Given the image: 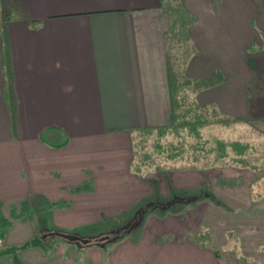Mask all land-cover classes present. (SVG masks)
Instances as JSON below:
<instances>
[{"label":"crops","instance_id":"crops-1","mask_svg":"<svg viewBox=\"0 0 264 264\" xmlns=\"http://www.w3.org/2000/svg\"><path fill=\"white\" fill-rule=\"evenodd\" d=\"M12 1L25 16L13 11L6 19L0 0V217L11 221L1 246L34 237L37 213L22 221L10 212L40 197L60 203L48 229L87 242L45 233L42 248L18 252L22 264H264V191L256 190L264 173L216 166L122 178L115 158L122 138L131 153L134 133L169 123L174 4L196 18L184 76L209 79L215 70L224 76L193 95L196 104L242 123L264 122L248 116L246 92L255 77L246 51L264 40L261 0ZM56 137L64 145L53 146ZM125 163L126 170L132 155ZM154 181L166 202L182 191L177 202L143 211L128 229L117 223L119 229L80 235L78 229L130 219L153 196ZM84 183L90 190L72 192ZM190 188L199 193L185 195ZM226 235L237 243L228 247Z\"/></svg>","mask_w":264,"mask_h":264},{"label":"rangeland","instance_id":"rangeland-1","mask_svg":"<svg viewBox=\"0 0 264 264\" xmlns=\"http://www.w3.org/2000/svg\"><path fill=\"white\" fill-rule=\"evenodd\" d=\"M216 1L217 0H212L213 4H216ZM172 7L173 9L170 6L168 7L172 20V28L169 36V46H171L172 49L171 53L168 55L169 66L175 72L185 74V67L191 56H193V53H190L191 45L189 43L191 42L188 39V29L191 25L196 24V18L194 15H190L184 11L182 6H179L178 9L177 5L174 4ZM263 54L264 48L260 49L256 47V55L262 56ZM216 74L223 80L224 76L221 72L215 70L212 72L209 79H188L190 82L187 85L184 87L179 86L182 90L177 92V95L180 97L184 96L185 103L182 108L175 110V114L178 118L173 124H177V127L174 128L169 126L164 129H146L134 133L131 138L133 149L131 153L128 149L126 139L122 138L120 140L119 147H115V158L120 159L119 176L123 178L127 174V176L139 175L141 177L160 179L164 174H168L172 170L185 168L197 171L216 166L248 168L259 171V176L263 175L264 137L254 129L260 128V131H264V122H257V119H248L246 123H242L245 122L242 118L226 116L215 108H202L195 102L193 95L217 85L212 83L217 80ZM199 83H208L212 85L204 87ZM177 88L178 85H176V89ZM263 101L264 100L260 99L258 102L262 103ZM250 114L249 111L248 116L251 117ZM180 122H184V124L180 126ZM190 128L194 130L191 133L189 131ZM217 140L225 142L226 144L232 141L248 143L249 148L245 151L244 156H240L243 161H237L236 159L238 156L235 155L229 147H226L222 157L215 160V155L217 154ZM131 155L132 163H130L128 165L129 167L125 170V161L128 158L130 159ZM242 164H244L243 167ZM262 180L264 182V179ZM152 184L155 188L153 196L140 203L130 219L127 214L126 216L124 215L125 217L122 216V219L117 218L114 221H106L100 226L97 225V227L78 229L80 235L84 236L91 231L109 232L106 230H110L111 227H113L112 229H119L116 228L117 223L121 224L119 227L122 226V228L126 229L134 226V224L140 220V209L145 204L152 202L166 203V198H162L158 194L156 182L154 181ZM256 190H259L258 192L260 193L264 191V183L256 186ZM184 192L185 195H193L198 194L199 190L190 188ZM181 193L182 191L180 190H174V193H172L170 197L172 199ZM32 212L36 213L35 210ZM7 230L8 228L4 231L0 228V232H4V235ZM89 238L91 239V243H93L99 238V235ZM225 239L229 247L237 243L238 237L235 235H226ZM1 244L0 242V251L4 249ZM52 251L50 250V253H56V250ZM230 254L233 253L230 252ZM0 263L11 264L10 256L0 255Z\"/></svg>","mask_w":264,"mask_h":264},{"label":"trees","instance_id":"trees-1","mask_svg":"<svg viewBox=\"0 0 264 264\" xmlns=\"http://www.w3.org/2000/svg\"><path fill=\"white\" fill-rule=\"evenodd\" d=\"M262 7H264V0L261 2ZM1 7L3 11V15L6 19L10 18L11 14H13V11L19 12L21 16H25L24 14H21L20 11H18L17 6L15 5V2L12 0H1ZM256 47H259L260 49L264 48V40L262 41L261 45H254L252 44L251 47L246 51L248 53L247 59H246V66L247 68L254 73L255 78L246 84V92L248 95L249 100V111L250 115L253 118H264V101L262 103H259L258 101L264 100V54L262 56L256 55ZM169 64V60H168ZM167 77H168V87H169V93H170V101H171V108H170V120L167 125L156 127L155 129H164L167 127H177V124H173L175 121H177V115L175 114V110L182 108L185 103V97L177 95V92L181 91L182 89L179 88V86L184 87L187 85L190 81L184 76V74H180L175 72L170 68L168 65L167 68ZM217 80L216 82H212L214 84H219L222 80L218 74H216ZM203 85L204 87H209L212 84H206V83H199ZM176 85H178V88L176 89ZM179 124V123H178ZM184 122H180V126H182ZM195 129V128H194ZM56 131L60 132L56 128H49L46 132ZM190 133L193 132L191 128L189 129ZM44 137V135H43ZM66 141H61L59 138H54V142L52 143L53 146L59 147L64 145ZM216 152L215 160H218L220 157L223 156L225 153L226 147H229L235 155L238 156L236 159L237 161H243L240 156H244L245 151L249 148L248 143H240L239 141H232L230 143H225L222 141H216ZM174 156V155H173ZM244 164H242L243 167ZM138 171V170H137ZM90 190L89 184L84 183L80 186L72 188V192L79 193V192H85ZM178 198L174 197L167 201L166 203L159 204L160 202H152L145 204L141 209L140 213H142L145 210H148L150 208H157V207H163L167 208L170 204H175L177 202ZM42 199L40 197H36L32 200L25 201L21 203L20 208L18 211L16 209H11L10 216L13 220H22L25 221L30 216L31 212L33 210L37 213V230L34 237L20 245V246H12L9 248H4L0 251V255H7L10 256L11 264H22L18 259V252L20 250H25L31 247H43L41 244L42 236L47 235L45 233H52L59 239H63L61 235L65 234V231L58 230V229H48L50 227L49 221H48V215L52 208L57 207L60 205V203H50L48 201L42 203ZM41 204L43 207H41ZM65 205V204H64ZM172 206V205H171ZM11 225V222L9 220H6L2 217H0V228L4 231ZM128 229V228H127ZM51 235V236H53ZM48 236V235H47ZM4 237V232H0V239Z\"/></svg>","mask_w":264,"mask_h":264},{"label":"water","instance_id":"water-1","mask_svg":"<svg viewBox=\"0 0 264 264\" xmlns=\"http://www.w3.org/2000/svg\"><path fill=\"white\" fill-rule=\"evenodd\" d=\"M61 237H63V238L66 239V240H69V241H78V240H80V241L83 242V243L87 242V240H81V239L78 238L77 236H73V235H66V234H63V235H61Z\"/></svg>","mask_w":264,"mask_h":264}]
</instances>
